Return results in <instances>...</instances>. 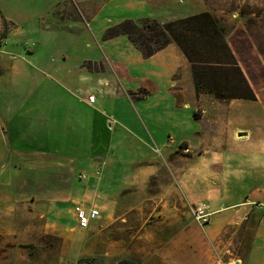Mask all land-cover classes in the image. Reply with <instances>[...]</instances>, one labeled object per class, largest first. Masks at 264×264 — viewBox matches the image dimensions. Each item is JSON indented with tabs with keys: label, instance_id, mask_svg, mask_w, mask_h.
<instances>
[{
	"label": "crops",
	"instance_id": "crops-1",
	"mask_svg": "<svg viewBox=\"0 0 264 264\" xmlns=\"http://www.w3.org/2000/svg\"><path fill=\"white\" fill-rule=\"evenodd\" d=\"M65 1L57 0L29 31L13 12L0 6V90L7 87L8 93L0 96V200L25 203L57 218L75 205L98 208L106 213V220H117L114 214L120 210L122 222L134 226L145 224V215L153 214L157 224L168 229L152 237V248L140 255L143 264H218L230 257L242 264H264V105L254 80L247 76L257 96L254 102L220 103L207 94L196 95L195 90L177 89L180 70L188 80L191 76L184 57L169 45L147 59L154 62L168 54L173 65L165 73L158 70L136 77L123 61L115 63L119 69L111 68L114 83L138 82L121 90L118 82L120 94L137 90L144 93L137 102L158 93L161 99L151 106L136 102L121 110L128 117H117L102 110L96 97L94 105L87 103L94 93L83 88L77 75L82 72L81 63L98 60L71 59L59 51L54 66L50 56L37 61L45 65L41 82L53 83L57 101L51 107H34L26 93L7 86L12 77L28 78L17 60L29 63L42 45L46 53L50 51L43 43L50 39L47 35L69 29L61 22L73 21L81 33L85 31L82 24L90 30L98 15L93 0L84 8L89 21L82 23L80 14ZM31 38L36 42L28 46ZM126 42L132 56L142 59ZM20 43L26 45L24 54L7 49ZM71 61L78 65V72L67 67ZM162 76L167 87L160 91L154 78ZM97 82L112 84L108 78ZM72 88L78 93L73 94ZM28 114H39L40 128H30L23 117ZM79 175L85 179L79 180ZM88 179L92 181L76 186L77 180ZM102 182L107 188L104 194H100ZM195 203H203L211 213L204 227L192 219L189 209Z\"/></svg>",
	"mask_w": 264,
	"mask_h": 264
},
{
	"label": "rangeland",
	"instance_id": "rangeland-1",
	"mask_svg": "<svg viewBox=\"0 0 264 264\" xmlns=\"http://www.w3.org/2000/svg\"><path fill=\"white\" fill-rule=\"evenodd\" d=\"M56 1L0 0V6L3 11L13 12L20 19L18 21L23 22L22 26L26 28L25 30L29 31L39 21L38 17L45 15L51 5L53 8V4ZM63 1L65 0H61V4H63ZM91 1L93 0H80V2H77V0H66L64 3H69L68 8L75 10V12L77 11L78 15L80 14L83 23L84 20L86 22L89 21L84 8ZM95 6L98 15L90 30L89 28L86 29L82 24V28L85 31L78 33L76 24L73 21L61 22L60 24L69 29L64 28L63 33L56 31L55 34L52 31L47 35V38L50 39H46L43 43L51 47L50 51L46 53V48L42 45L43 49L38 48L36 57L31 59L29 63L17 60L22 73L27 74L28 78L23 77L24 75L21 77L16 76L12 77L13 79L10 81L7 77L6 80H9L7 86H10L14 92L21 91L23 94L26 93V98L33 100L34 107L54 106L57 101V94L52 91L57 90V88L53 87L54 85L51 82L50 84L41 82L44 78L43 70L45 65H40L37 61L44 60L50 56L52 61L49 63L54 66L55 59L58 58L56 52L64 51L71 59L98 60L97 63L94 61L81 63L82 72L77 75L82 78L83 88L94 93L97 98L96 104L102 110L105 108V111L109 114L115 112L117 117H128V113L121 115V110L134 105V103L136 104V100L142 98L141 96L144 93L137 92V90L132 95L124 96V94L119 93L118 89L121 90L122 86L124 89H131L135 85L138 86V82L122 83L118 81L119 83H117L120 86L118 88L117 83L115 82V85L113 82L117 79L111 69H119V66L115 63L123 61L130 69V73L136 77L148 72L157 73L158 70L165 73L166 69L173 65V58L171 59L168 54H161L159 56L161 58L154 62H149L147 60L149 58L145 59L142 56V59L140 57L136 59V56H132V50L128 48L125 36L109 40L103 39L107 29L128 19L137 21L142 18H150L166 22L201 12H209L215 17L224 20L228 25L234 26L235 29L240 27L244 31L248 30L247 33L252 36L251 40L254 39L253 41L261 45L264 51V0H95ZM247 7L251 11H260V17L258 18L253 15L248 16L250 19H254V24L249 28L246 25L247 18L239 16L240 12L246 10ZM40 22L43 21L40 20ZM40 22L36 25V29L39 28ZM44 22L49 23L47 20ZM45 27L48 26L46 25ZM31 32L36 34L37 30H32ZM32 37L36 38V36ZM34 40L32 38L29 39L28 46L34 44L36 42ZM25 46L24 43H20L9 45L7 49L9 51H12V48L13 50L18 49V52L24 54ZM259 57L264 64V56L259 55ZM67 67L75 73L78 72L75 70L78 65L74 64L73 61ZM103 68H106L107 72L99 73ZM95 73L99 74L95 75ZM6 75L14 76L16 74L7 73ZM83 77H86V79H83ZM102 78H108L112 84H98L97 80ZM178 78L181 80L176 82L177 89L184 91L194 90L192 80H188L182 70L176 75V79ZM54 80L56 81V79ZM154 81L160 91L167 87L165 76L154 78ZM113 87L115 88L113 89ZM5 90H7V87L6 89L1 88L0 96L8 95ZM71 91L73 94L78 93V90L74 88ZM40 92L43 93L40 94ZM210 99L217 101L211 96ZM160 100L158 93L147 101H138L137 104L140 106L158 105ZM248 104L252 105L251 103ZM23 117L26 120L28 118L30 128H40L39 114H28L23 115ZM108 118L112 120L110 119L111 117ZM84 173L88 174L89 172L84 170ZM78 179L84 180L79 177ZM77 181L76 186L80 187L85 183H90L88 181H92V179L82 182ZM1 182L2 177H0ZM106 190V184L102 182L100 194L106 193ZM98 210L100 211V218L92 222L91 226L84 231L78 228L74 216V208L72 207L61 212L60 217L57 218L53 212L48 214L44 212V209L41 211L36 208L31 209L25 203H9L1 199L0 264H115L121 259L131 260L135 264H143V258L140 255H144L145 251L152 248V237L168 229L167 226L157 224L153 214L150 216L145 215L147 219L145 224L134 226L122 222L123 212L120 210H116L114 214L118 218L117 220H106V213L100 209ZM133 212L135 211L130 213ZM149 213L152 212L149 211ZM125 214L126 212L124 211ZM137 235H141L142 238L138 239ZM232 258L235 257H230L227 260Z\"/></svg>",
	"mask_w": 264,
	"mask_h": 264
},
{
	"label": "trees",
	"instance_id": "trees-1",
	"mask_svg": "<svg viewBox=\"0 0 264 264\" xmlns=\"http://www.w3.org/2000/svg\"><path fill=\"white\" fill-rule=\"evenodd\" d=\"M250 15L258 18L260 11L247 7L239 15L247 18L248 28L254 24ZM247 32L209 12H201L166 22L150 18L124 20L107 29L103 39L125 36L145 59L174 45L186 60L196 95L207 94L220 102L257 101L248 76L254 80L264 105V88L257 87L260 82L264 84V64L259 57L264 56V51ZM115 264L135 263L121 259Z\"/></svg>",
	"mask_w": 264,
	"mask_h": 264
},
{
	"label": "built area",
	"instance_id": "built-area-1",
	"mask_svg": "<svg viewBox=\"0 0 264 264\" xmlns=\"http://www.w3.org/2000/svg\"><path fill=\"white\" fill-rule=\"evenodd\" d=\"M87 103L90 105L95 104V96L89 95L87 97ZM112 124L113 121L110 120ZM80 179H85L84 175L78 176ZM190 213L192 219L199 227L206 226L211 217V213L206 205L203 203H195L190 208ZM74 216L76 220V224L79 229H88L92 222L98 220L100 218V211L94 207H83L81 205H75L74 207ZM264 216V209H263ZM218 264H242V261L239 258H232L227 261H221Z\"/></svg>",
	"mask_w": 264,
	"mask_h": 264
}]
</instances>
